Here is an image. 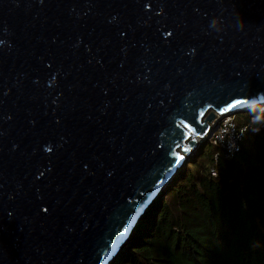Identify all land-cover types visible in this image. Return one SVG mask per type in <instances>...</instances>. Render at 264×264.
I'll return each instance as SVG.
<instances>
[{
    "label": "water",
    "instance_id": "water-1",
    "mask_svg": "<svg viewBox=\"0 0 264 264\" xmlns=\"http://www.w3.org/2000/svg\"><path fill=\"white\" fill-rule=\"evenodd\" d=\"M143 2L0 0V264L114 263L210 124L264 106V0Z\"/></svg>",
    "mask_w": 264,
    "mask_h": 264
},
{
    "label": "trees",
    "instance_id": "trees-1",
    "mask_svg": "<svg viewBox=\"0 0 264 264\" xmlns=\"http://www.w3.org/2000/svg\"><path fill=\"white\" fill-rule=\"evenodd\" d=\"M195 154L112 264H264V129L231 156L208 142Z\"/></svg>",
    "mask_w": 264,
    "mask_h": 264
},
{
    "label": "built area",
    "instance_id": "built-area-1",
    "mask_svg": "<svg viewBox=\"0 0 264 264\" xmlns=\"http://www.w3.org/2000/svg\"><path fill=\"white\" fill-rule=\"evenodd\" d=\"M235 115L219 116L217 120L210 124V130L206 136L207 142L224 151L226 156L238 152L239 143L248 132L258 134L264 129L263 111L250 116L246 124L242 123L239 126L236 124ZM215 158H217V155H215Z\"/></svg>",
    "mask_w": 264,
    "mask_h": 264
},
{
    "label": "snow or ice",
    "instance_id": "snow-or-ice-1",
    "mask_svg": "<svg viewBox=\"0 0 264 264\" xmlns=\"http://www.w3.org/2000/svg\"><path fill=\"white\" fill-rule=\"evenodd\" d=\"M143 7L145 9H152L153 8V4L151 3V0H144ZM164 33H165L166 37H169L171 35V33L169 31H165ZM239 103H241V101L235 100V101L232 102V104L228 105V108H232V107H234L235 105H237ZM223 110L224 109H221V111H223ZM177 159H180L179 155H177ZM41 175H43V173H41Z\"/></svg>",
    "mask_w": 264,
    "mask_h": 264
},
{
    "label": "rangeland",
    "instance_id": "rangeland-1",
    "mask_svg": "<svg viewBox=\"0 0 264 264\" xmlns=\"http://www.w3.org/2000/svg\"><path fill=\"white\" fill-rule=\"evenodd\" d=\"M240 115H242V114L240 113ZM209 150H210V146H209V144H207L206 147H205V152L208 153ZM195 153L196 152H194L193 154H191V156L189 157V161H190L191 158H193L196 155Z\"/></svg>",
    "mask_w": 264,
    "mask_h": 264
}]
</instances>
